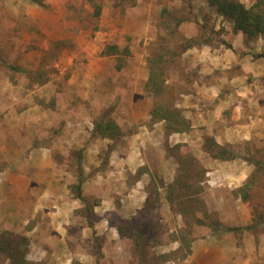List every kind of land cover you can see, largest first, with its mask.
<instances>
[{
    "label": "rangeland",
    "instance_id": "1",
    "mask_svg": "<svg viewBox=\"0 0 264 264\" xmlns=\"http://www.w3.org/2000/svg\"><path fill=\"white\" fill-rule=\"evenodd\" d=\"M239 1L247 7L254 2ZM221 17L208 0H0V123L7 114L37 107V131H84L88 140H101L95 123L115 120L124 135L101 148L102 163L93 176L106 171L112 152L139 132L133 117L168 105L182 109L191 125L188 132L169 134L164 121L151 116L144 123L162 130L160 140L148 142L147 166L134 175L138 180L149 174L142 189L147 203L134 218L115 213L108 219L118 230L126 220L133 222L130 226L142 230L141 244L125 231L119 233V250L107 245L106 235L93 228L92 219L102 221L94 212L99 199L87 197L80 214L91 231L69 243L73 257H55L53 244L35 251L30 238L6 230L0 232L5 243L0 264H18L15 253L25 257L24 264H264V115L243 122L234 113L240 108L239 81L245 80L243 54H233H238L228 38L233 25ZM190 39L194 47L186 49ZM260 60L264 73V57ZM153 71L165 80L156 97L149 89ZM255 79L264 93V74ZM209 82L216 83L213 92ZM204 90L207 98L199 94ZM256 100L264 112V100ZM183 105L195 108L186 111ZM195 130L199 145L188 137ZM182 134L187 136L173 137ZM62 151L52 157L77 176L70 184L75 195L79 174L83 186L86 179L79 169L84 151ZM247 226L253 228L227 230Z\"/></svg>",
    "mask_w": 264,
    "mask_h": 264
},
{
    "label": "crops",
    "instance_id": "2",
    "mask_svg": "<svg viewBox=\"0 0 264 264\" xmlns=\"http://www.w3.org/2000/svg\"><path fill=\"white\" fill-rule=\"evenodd\" d=\"M228 38L232 39V47L238 52L233 54L240 57V54H243L238 59L243 72L242 78L245 77V80L239 81L242 83L240 85L242 91L239 92L240 98L236 101L240 108L236 106L234 113L238 120L243 122L260 119L264 112L261 106H258L256 98L260 100L261 97L264 100V93L256 89L254 82L257 81L255 76L264 74L259 68L262 65L261 60L256 57L264 50V37L247 45L245 36L241 32L233 34L232 30ZM215 84L213 82L209 84L212 92L216 90ZM230 84H234L235 88L239 87L236 83ZM195 86L201 89L199 82H196ZM202 92L199 93L200 96L201 94L205 98L209 96L208 90ZM226 104L227 100L221 103L223 106ZM183 107L187 111L195 108V105ZM36 109L37 107H30L29 113L21 115L7 114L0 123L1 127H4L0 130V232L8 230L24 234L31 239V248L35 251L36 249L45 251L48 244H53L55 257L59 256L60 259L73 257L69 243L78 242L75 240H80L83 234L87 235L91 227L89 228L88 221L81 218L80 214L85 208V202L78 199L70 189L71 182L77 176L63 170L52 156L53 152L64 151L68 147L75 150L83 149L81 167L86 178L83 196L99 199L94 206V212L102 219L99 222L91 218L94 231L98 236L102 234L103 238V235H106L104 240L106 244L119 250L122 243L120 232L116 225H108V219L115 213L125 219L134 218L147 203L148 197L143 196L142 189L146 184L145 177L149 178V174L144 173L138 180L134 179V175L139 169L147 166L145 151L149 146L148 142L154 137L160 140L162 130H153L158 124L151 130L145 126L144 123L151 120L148 110L142 117H133L132 121L141 125L139 132L129 137L122 149L117 148L112 152L111 162L106 171L97 172L93 176L91 173L93 169L100 167L102 163L98 158L101 148L107 147L109 140H88L89 135L84 131L39 132L37 127L40 118L34 112ZM192 110L194 112L195 109ZM214 113L211 111L212 115ZM72 121L73 118L69 119L68 123ZM192 126L195 127L193 124ZM176 136L187 135L173 137ZM188 137L197 145L201 142L193 140L200 138V132L196 135V130ZM159 158L162 159L161 151ZM161 163L163 164V161ZM119 200L121 206L117 204ZM61 250L63 254L59 253ZM112 254L117 256L115 252ZM199 261L200 264H206L205 260Z\"/></svg>",
    "mask_w": 264,
    "mask_h": 264
},
{
    "label": "trees",
    "instance_id": "3",
    "mask_svg": "<svg viewBox=\"0 0 264 264\" xmlns=\"http://www.w3.org/2000/svg\"><path fill=\"white\" fill-rule=\"evenodd\" d=\"M253 4L250 7H247L245 4L239 0H208L210 7L215 10V12L222 16L226 21L233 25V30L235 33L241 32L246 38V44L256 41L260 37L264 36V0H253ZM37 2V1H36ZM40 4V3H39ZM184 22V21H183ZM193 39L187 41L186 49L194 47L192 44ZM231 47V46H230ZM115 48V47H111ZM257 58L264 57L263 54L257 55ZM161 63L160 59L157 60ZM152 72V68H151ZM151 73L149 81V89L153 93L154 97L162 94V87L165 83V80H159L158 74ZM183 110L177 107L170 108L168 105L154 107L151 111V116L155 121H164L167 124V131L169 134L175 133H185L188 132L191 128L186 118L183 116ZM95 134L103 139H108L116 143V141L121 140L123 137V131L121 127L113 119H103L95 123ZM217 147L216 144L210 145V147ZM214 158L225 160L223 154L218 152H213ZM256 164V162H254ZM259 163H257L258 165ZM259 166V165H258ZM82 170V167L80 168ZM75 196L83 202H87V198L83 196V181L81 174H79L78 183L74 186ZM247 199V197H245ZM260 221L262 220V215L260 216ZM133 220V219H132ZM264 221V218H263ZM125 228L122 229L119 227V232L122 236H125L126 232L130 235L136 234L135 243L141 244L140 239L143 238L142 230L139 231L138 227L130 226L133 225L130 220L125 221ZM219 226V225H217ZM214 228V227H213ZM222 228V227H219ZM253 228L252 226L230 229L228 231H243ZM215 230L217 228H214ZM225 229V228H224ZM139 231V232H138ZM4 242L0 241V251H3ZM15 259H19L18 264H24L25 257L15 253Z\"/></svg>",
    "mask_w": 264,
    "mask_h": 264
}]
</instances>
